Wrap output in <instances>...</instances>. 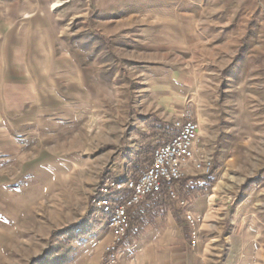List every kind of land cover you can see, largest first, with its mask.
I'll return each instance as SVG.
<instances>
[{
  "label": "rangeland",
  "instance_id": "obj_1",
  "mask_svg": "<svg viewBox=\"0 0 264 264\" xmlns=\"http://www.w3.org/2000/svg\"><path fill=\"white\" fill-rule=\"evenodd\" d=\"M1 70L12 87L18 72L35 80L17 92L74 111L57 113L67 126L47 140L26 124L11 128L38 165L23 180L57 186L63 210L73 202L82 218L25 264L70 261L80 225L96 223V188L196 111L218 122L229 158L214 176L189 179L194 196L215 181L225 188L184 262L264 264V0H0ZM13 256L0 253V264Z\"/></svg>",
  "mask_w": 264,
  "mask_h": 264
},
{
  "label": "crops",
  "instance_id": "obj_2",
  "mask_svg": "<svg viewBox=\"0 0 264 264\" xmlns=\"http://www.w3.org/2000/svg\"><path fill=\"white\" fill-rule=\"evenodd\" d=\"M25 74L26 72H18L19 78L27 77L28 80L19 79L12 87L9 84V75L3 70L0 71V253L14 254V264H25L27 258L29 261L55 246L57 232L69 226L74 228V224L79 225L82 219L80 212L77 216L74 215L73 202L69 208L63 210L62 202L58 199L57 186H48L41 179L23 180L24 173L38 165L35 160L26 159L33 151L24 149L17 143L11 135L12 126L26 124L30 133L44 134L43 139L47 140L54 133L63 131L58 127L67 126V122L57 113L74 114L72 105L58 106L55 102L52 104L51 101H43L41 95L35 99L31 92H17L16 86L25 83L30 88H35V80ZM8 85L11 86V91L8 88L6 90ZM160 101L164 104L160 102L162 107H167L163 97ZM184 115L178 117L182 118ZM190 116L199 122V152L213 157L212 171L206 176H214L217 160L225 159L227 162L229 158L228 137L218 129V122L204 113L196 111L190 113ZM58 153L57 150L54 155L58 156ZM123 171L119 176H131L127 165ZM195 176L197 171L194 165L188 163L185 166V177ZM182 182L176 184L177 198H169L161 193L147 198L130 212L134 226L127 238L129 240L121 249L119 264H185L184 261L192 251L191 229L185 218V209L200 213L206 218L213 213V205L220 191L217 190L218 186L220 189L225 187L215 181L206 187L204 194L194 196L193 193L198 187L192 186L191 181L190 184ZM164 197L172 204H165ZM182 199L186 203L184 208L181 205ZM80 226L82 227L76 232L80 236V241L75 246L77 254L64 263L99 264L107 246L112 242V234L97 222L92 228ZM5 260L10 263L11 259L7 257Z\"/></svg>",
  "mask_w": 264,
  "mask_h": 264
},
{
  "label": "built area",
  "instance_id": "obj_3",
  "mask_svg": "<svg viewBox=\"0 0 264 264\" xmlns=\"http://www.w3.org/2000/svg\"><path fill=\"white\" fill-rule=\"evenodd\" d=\"M172 129L173 136L155 148L151 164L138 177L109 176L96 188L91 201L92 217L104 225L113 238L99 264L120 263V252L131 228L130 212L165 186L170 197L177 198L176 184L185 177L188 163L194 165L197 175L211 173L213 157L198 150V120L185 114L172 121ZM181 205L185 207L184 199ZM185 218L195 246L204 216L185 209Z\"/></svg>",
  "mask_w": 264,
  "mask_h": 264
},
{
  "label": "trees",
  "instance_id": "obj_4",
  "mask_svg": "<svg viewBox=\"0 0 264 264\" xmlns=\"http://www.w3.org/2000/svg\"><path fill=\"white\" fill-rule=\"evenodd\" d=\"M171 126H172V124H171ZM171 126L168 125V127L166 128V131H168V138L166 140L171 138L173 136V134H174L173 129H172ZM164 127H165V125H164ZM157 146L156 145H152V144H148V145H146L144 148H142L140 150V155L135 158L134 162L132 161L133 164L130 165V167L128 168L132 177H135V178L138 177L143 172V170L147 166H149L151 164V162L153 160V153H154V150H155V148ZM192 178H194V177H183L180 181H184V180L188 181L189 179H192ZM161 193H164L165 195H167V197L171 198L170 195L167 192V187L166 186L163 187V189H162V191L160 193H157L155 195H159ZM151 197H153V196H151ZM131 216H132V214H131ZM133 226H134V224L132 223V219H131V228H130V230L128 232L129 234L133 230ZM57 258H58V261L54 262L55 264H61V263H64V262L68 261L67 257L63 256V255L59 256Z\"/></svg>",
  "mask_w": 264,
  "mask_h": 264
}]
</instances>
